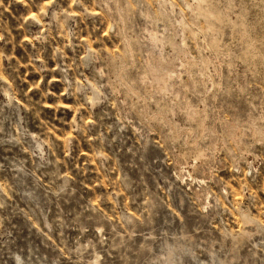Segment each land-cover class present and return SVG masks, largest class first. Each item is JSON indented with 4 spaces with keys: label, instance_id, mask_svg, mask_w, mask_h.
<instances>
[{
    "label": "rangeland",
    "instance_id": "obj_1",
    "mask_svg": "<svg viewBox=\"0 0 264 264\" xmlns=\"http://www.w3.org/2000/svg\"><path fill=\"white\" fill-rule=\"evenodd\" d=\"M0 264H264V0H0Z\"/></svg>",
    "mask_w": 264,
    "mask_h": 264
}]
</instances>
